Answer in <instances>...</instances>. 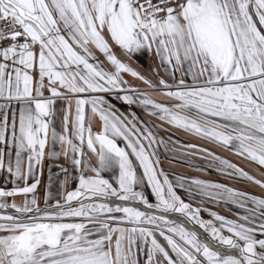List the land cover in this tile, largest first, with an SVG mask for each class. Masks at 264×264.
Returning <instances> with one entry per match:
<instances>
[{
	"label": "snow or ice",
	"instance_id": "1",
	"mask_svg": "<svg viewBox=\"0 0 264 264\" xmlns=\"http://www.w3.org/2000/svg\"><path fill=\"white\" fill-rule=\"evenodd\" d=\"M0 177V264H264V0H0Z\"/></svg>",
	"mask_w": 264,
	"mask_h": 264
},
{
	"label": "rangeland",
	"instance_id": "2",
	"mask_svg": "<svg viewBox=\"0 0 264 264\" xmlns=\"http://www.w3.org/2000/svg\"><path fill=\"white\" fill-rule=\"evenodd\" d=\"M167 133L169 135H172L175 138L174 140H176V138H177L180 141L181 137H184L183 131H175L173 129L172 131L169 130ZM169 156L171 157V160H169V162H168L167 160H165L163 158L161 166L171 175L170 178H174L177 175L184 174V175H187L189 177L208 178V179L214 180L215 182L227 183L230 186H235L241 190H248L252 193H259L260 192V189L256 186H253L252 184L239 182L238 180H234V179H232V178H230V177H228L222 173H218L214 170L200 171L199 169L204 168V167L196 166V163L193 167H191V166L186 167L182 163H180L178 161H174L177 159H173L171 155H169ZM173 174L175 176H172ZM208 206L212 207L214 210L221 211L222 214H226V215L229 214V208L227 206L221 208L214 203L209 204Z\"/></svg>",
	"mask_w": 264,
	"mask_h": 264
},
{
	"label": "crops",
	"instance_id": "3",
	"mask_svg": "<svg viewBox=\"0 0 264 264\" xmlns=\"http://www.w3.org/2000/svg\"><path fill=\"white\" fill-rule=\"evenodd\" d=\"M161 135H165L164 132H161ZM168 137H171L173 140L175 139L172 135H169L167 133L165 138L167 139ZM176 140H177V138H176ZM180 141L182 142V144L183 143L187 144V143H191V142H198V138H195V137L191 136L190 134H184V137H181ZM225 155H227V154H225ZM231 158L235 159L234 157H231ZM164 159L169 162V160H171V157L168 155L167 158H164ZM174 161H178V162L182 163L186 167L187 166L193 167L195 165V163H196V166H202V167L206 166L199 159H193V160L188 161L187 163L183 159H177V160H174ZM60 163H64V161L61 159ZM51 171L54 174L58 173L59 172V167L56 166V165H52L51 166ZM48 174H49L48 173V169L46 168L45 169V173H44V177L42 178V186L38 188V194H40V195H43L47 191V177H48ZM172 176H175V175L173 174ZM2 183H3V177H0V184H2ZM57 183H58L57 177L54 175L53 176V191H55Z\"/></svg>",
	"mask_w": 264,
	"mask_h": 264
}]
</instances>
